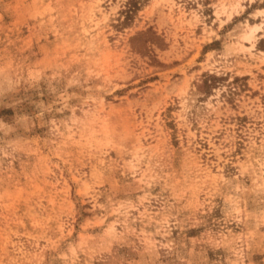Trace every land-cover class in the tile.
Here are the masks:
<instances>
[{
  "label": "rangeland",
  "instance_id": "374dc122",
  "mask_svg": "<svg viewBox=\"0 0 264 264\" xmlns=\"http://www.w3.org/2000/svg\"><path fill=\"white\" fill-rule=\"evenodd\" d=\"M0 264H264V0H0Z\"/></svg>",
  "mask_w": 264,
  "mask_h": 264
}]
</instances>
